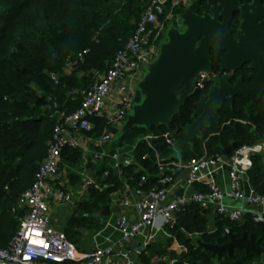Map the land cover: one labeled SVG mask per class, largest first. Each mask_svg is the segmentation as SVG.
I'll return each mask as SVG.
<instances>
[{"label": "trees", "instance_id": "16d2710c", "mask_svg": "<svg viewBox=\"0 0 264 264\" xmlns=\"http://www.w3.org/2000/svg\"><path fill=\"white\" fill-rule=\"evenodd\" d=\"M147 1L0 0V246L15 234L26 210L19 205V197L32 183L37 165L47 152L58 112L72 111L80 104L82 90L107 69L117 48L133 32ZM185 7L180 5L176 10L180 13ZM219 51L211 49V54ZM79 52L82 55L77 58ZM72 60L76 62L69 65ZM207 87L208 83L203 88L199 85L187 96L169 125L152 126L151 138H144L146 130L138 126L113 137L110 150L122 149L127 152L124 156L132 160L112 167L110 157H105L98 166L95 164L101 188L90 185V197L78 204L79 213L69 219L68 238L73 240L72 233L80 226H100L94 212L105 204L110 206L113 195L120 196L126 185L148 188L157 184L155 153L169 160L171 152L161 133L179 131L190 122L195 101ZM218 111L219 116L211 117L209 125L202 127L201 136L192 140V148H182L183 160L204 149L225 153L224 148L229 147L225 154H230L242 144L264 139V80L260 95L236 94L232 103L224 99ZM90 118L93 126L87 133L96 137L106 125V118L99 114ZM81 152L80 148L65 145L61 158L75 162ZM143 174L146 178L141 181ZM247 175L255 191L264 192V150L252 154ZM194 185L205 188L200 182ZM205 211L198 202L183 205L175 213V222L165 224L168 235L151 239L140 251V262L148 264L151 257L168 253L174 256V264H253L254 254L247 255L237 248L232 256L223 250L217 259L215 253L196 242L195 236L220 244L229 239L225 227L236 236L254 230L262 239L264 231L248 220H232L222 213H215L213 228L208 229ZM173 240L182 245L178 253L166 248Z\"/></svg>", "mask_w": 264, "mask_h": 264}, {"label": "built area", "instance_id": "2783aa9c", "mask_svg": "<svg viewBox=\"0 0 264 264\" xmlns=\"http://www.w3.org/2000/svg\"><path fill=\"white\" fill-rule=\"evenodd\" d=\"M191 1L148 0L133 32L117 48L107 69L99 72L82 90L80 104L72 111L58 112V119L47 142V152L37 165L32 183L19 197V205L25 206L26 210L20 217L15 234L5 245L0 246V264H142L130 251L117 248L149 228L150 231L144 233V247L157 230L165 231L166 223L175 222V213L187 203L198 202L207 207L212 201L215 213H222L232 220L242 218V209L229 205L225 201L226 196L244 198L254 206V210H264V192L246 194L239 185L240 178L252 165V154L264 150V139H261L240 145L228 156L204 149L202 153L182 162L176 159L163 160L156 151L157 184L148 188L126 185L120 195L122 206H133L137 218H131L126 212H118L113 222L114 228L121 234L117 242L95 244L91 249L81 250L63 231L50 224L51 200L56 204L73 203L70 188L60 187L55 182L59 175L63 146L70 145L84 152L92 151L95 159L110 157L112 167H118L120 161L125 164L131 162V156H124L127 152L122 149L110 150L112 127L125 120L127 112L137 100L135 84L142 75V65L157 53L169 21L178 20L177 7ZM81 55L82 52H79L77 58ZM76 60L69 61V65H73ZM94 114L106 118V125L96 137L87 133L93 126L90 116ZM161 135L168 145L172 144L171 130H165ZM152 136L146 133L144 138ZM91 140L96 144L92 150L89 146ZM224 162L229 168V191L223 190L213 176ZM145 178L144 174L141 175V181ZM195 182L203 183L206 189H196ZM90 185L101 188L97 181L85 178L83 188H89ZM178 186H183L182 193L171 196ZM134 193L139 197L133 198ZM158 220L160 222L157 224Z\"/></svg>", "mask_w": 264, "mask_h": 264}, {"label": "water", "instance_id": "95a60500", "mask_svg": "<svg viewBox=\"0 0 264 264\" xmlns=\"http://www.w3.org/2000/svg\"><path fill=\"white\" fill-rule=\"evenodd\" d=\"M210 11L199 12L201 0H192L179 13L182 28L170 21L165 38L159 42L158 52L142 65V75L135 86L138 99L127 112L125 120L116 125L113 137H118L133 126L143 127L152 135V126L169 125L187 96L200 84L201 74L212 72L211 49L223 50L218 70L207 77L208 87L196 101L193 118L179 131L171 130L173 139L167 159L183 161L182 148H192V140L201 136L202 127L208 126L211 117L219 116L220 103H230L236 94L260 95L264 80V0H216ZM238 13L234 23V14ZM235 25V26H234ZM244 62L253 68L248 73L252 84L243 83V75L232 80L235 70ZM229 147L224 148L227 152ZM183 188L177 190L181 194ZM107 205L102 212L107 211ZM97 211L94 215H97ZM242 219L252 222L264 231V210L244 208ZM224 233L229 239L212 243L195 236L198 244L211 250L217 259L225 250L231 256L234 248L247 255L264 259V239L253 230L236 236L230 227Z\"/></svg>", "mask_w": 264, "mask_h": 264}, {"label": "crops", "instance_id": "0c3cea01", "mask_svg": "<svg viewBox=\"0 0 264 264\" xmlns=\"http://www.w3.org/2000/svg\"><path fill=\"white\" fill-rule=\"evenodd\" d=\"M90 149L96 147V144L94 141H90L89 143ZM81 150V149H80ZM82 151V150H81ZM226 153V152H225ZM229 154H226L228 156ZM104 158L95 159L92 157V151L89 152H81L80 158L73 162L68 161L66 159L61 158L60 164H59V175L56 177L55 182L60 187L64 188H70L71 193L73 195V203H64L63 207L62 204H56L53 200L50 201L49 208H50V224L54 226L55 228L63 231L65 234L66 231H68V224L69 219L73 214H78L80 210L77 209L79 206L78 204L86 200L90 197V194L88 192V187L83 188L82 182L85 178H91L95 181L98 179V175L95 172V164L96 166L99 165V163ZM228 164L224 162V164L221 166L220 169H218L216 172H214L213 176L216 179V181L221 185L223 190L229 191L230 190V180L228 176ZM201 183V182H200ZM204 185L203 183H201ZM240 188L246 193H255V189L253 188L247 173L243 174V176L239 180ZM205 187V185H204ZM183 188L178 186V188H175L171 192V196L177 195V190ZM196 189L202 190L201 188ZM203 188V190H205ZM118 194H114L112 197L111 205H107V211L102 212L101 210H97V215L99 216V225L96 228H85L83 226H80L77 228L76 232L72 233L73 236V242L77 245V247L81 250H88L95 246V244L104 245L110 242H117L120 238V232L114 228L113 222L115 219V216L118 214V212H126L131 218H137V212L135 211V208L133 206H127L123 207L120 203L121 199L120 196H117ZM139 197L138 194H133V198ZM225 201L231 205L233 208H251L253 209V205L250 203H247L244 198L235 199L230 196H226ZM207 212L208 216V229L213 228V216L215 215L214 211V202H209L207 204V207H204ZM242 219V218H241ZM239 219V220H241ZM160 222L158 220L157 224ZM150 230L149 228H145L143 232L140 234L132 237L129 241H126L122 243L117 249H123L126 251H130L132 255L136 256L137 259L141 261V253L137 250L140 249V251L145 247L142 246L144 242V233H148ZM168 235L165 231H162L161 229L157 230L155 232L154 237L151 241L161 237L162 239ZM70 239V238H69ZM71 240V239H70ZM148 244V243H147ZM168 250H173L176 253L181 251L182 245L179 244L176 240H173L169 245L166 247ZM140 253V254H139ZM143 262V261H142ZM175 258L174 256L163 253L161 255H156L154 257H151V260L148 264H174ZM144 263V262H143ZM146 264V263H144ZM253 264H259V262H253Z\"/></svg>", "mask_w": 264, "mask_h": 264}, {"label": "flooded vegetation", "instance_id": "af4514ba", "mask_svg": "<svg viewBox=\"0 0 264 264\" xmlns=\"http://www.w3.org/2000/svg\"><path fill=\"white\" fill-rule=\"evenodd\" d=\"M212 5H214V6H216L217 5V2H216V0H201V6H200V9H199V12L200 13H202V12H204V11H210V8H211V6ZM238 17V13H235L234 14V18H237ZM235 20V19H234ZM233 20V21H234ZM223 50H220L219 51V53H216L215 55H212V61H213V65H212V72H210V73H203V74H201V79H200V84L199 85H201V87L203 88V87H206V85H207V83H208V81H207V77L210 75V74H213V73H215L217 70H218V67L216 66V69H214L213 67H214V65L215 64H217V62L219 61V59H220V57H221V55L223 54ZM215 62V63H214ZM247 64H248V62H244V63H242L241 65H240V67H238L236 70H235V72H234V76H233V78H232V80H234L235 79V77L236 76H238V75H243L245 72V74L246 75H243V83L245 84V85H247V86H250L251 84H252V82H251V79L248 77V73L249 72H251L252 70H253V68H251V67H248L247 66ZM244 73H243V72ZM244 76H247V78L249 79V80H246V78H244ZM226 99V98H225Z\"/></svg>", "mask_w": 264, "mask_h": 264}, {"label": "rangeland", "instance_id": "374dc122", "mask_svg": "<svg viewBox=\"0 0 264 264\" xmlns=\"http://www.w3.org/2000/svg\"><path fill=\"white\" fill-rule=\"evenodd\" d=\"M176 26H178L179 28H182L181 24H180V20L178 21V24H176ZM226 199V198H225ZM64 204H62L61 207H63ZM255 262H259V264H264V259L262 258V256L260 257H256V259H254Z\"/></svg>", "mask_w": 264, "mask_h": 264}, {"label": "clouds", "instance_id": "9594fccd", "mask_svg": "<svg viewBox=\"0 0 264 264\" xmlns=\"http://www.w3.org/2000/svg\"><path fill=\"white\" fill-rule=\"evenodd\" d=\"M189 3H190V2H189ZM187 5H188V4H187ZM187 5H186V6H187ZM177 15H178V20H171V21H175L176 24H178V21L180 20V18H179V13H178ZM169 22H170V21H169ZM167 25H168V24H167ZM157 52H158V51H157Z\"/></svg>", "mask_w": 264, "mask_h": 264}]
</instances>
